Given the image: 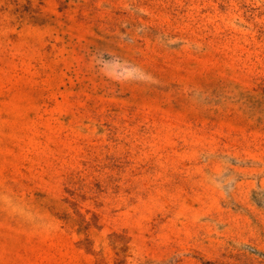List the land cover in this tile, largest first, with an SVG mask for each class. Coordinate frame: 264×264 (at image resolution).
Returning a JSON list of instances; mask_svg holds the SVG:
<instances>
[{
  "label": "rangeland",
  "instance_id": "374dc122",
  "mask_svg": "<svg viewBox=\"0 0 264 264\" xmlns=\"http://www.w3.org/2000/svg\"><path fill=\"white\" fill-rule=\"evenodd\" d=\"M0 264H264V0H0Z\"/></svg>",
  "mask_w": 264,
  "mask_h": 264
}]
</instances>
